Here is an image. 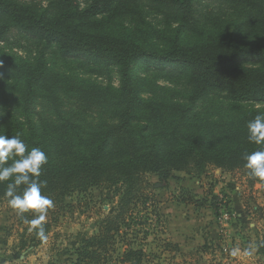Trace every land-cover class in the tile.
<instances>
[{"label":"rangeland","instance_id":"obj_1","mask_svg":"<svg viewBox=\"0 0 264 264\" xmlns=\"http://www.w3.org/2000/svg\"><path fill=\"white\" fill-rule=\"evenodd\" d=\"M17 1L36 10H53V0ZM80 1L84 6L88 0ZM202 4L201 21L195 29H182V42L228 35L250 18V12L244 6L222 5L215 0H203ZM145 11L148 29H154L148 34L137 28L143 25H138L135 18L124 16L110 23L103 22V17L98 16L88 29L138 41L147 37L148 41L165 47L166 38L179 23L170 22L163 14L147 7ZM7 38L1 42L0 48L12 58L33 60L40 56L43 45L18 28L11 25ZM47 51L46 75L34 87L30 103L38 131L55 134L58 141L65 143L62 149L51 146L52 152L47 155L50 164L74 162L83 149L89 151L95 137L108 130L122 142L126 140V144L133 145L135 140L132 136H138L145 123H149V128L144 131L149 140L167 150L181 147L186 136L194 132L205 134L215 144L255 145L248 141L247 124L258 113H264V101L234 103L226 93L216 90L199 95L198 84L190 71H170L167 75H159L154 65L139 61L131 70L133 88L139 100L131 110L138 119L128 127L116 130L115 126L122 122L123 113L128 109V98L121 90L118 68L108 66L101 69L86 57L64 58L54 49ZM21 74L18 72L0 78V109L22 108L29 75ZM140 101L141 105L137 107ZM160 111L162 113L158 115ZM145 180L140 199L130 211V227L126 226L129 232L124 242H131L134 246L140 244L152 252L147 257V264H240V261L264 264V256L255 254L259 244H264V183L252 178L246 168L230 171L209 165L204 172L178 171L168 179L150 173ZM233 191L240 203L237 208L232 204ZM147 194L150 196L146 201ZM219 196H225L237 214L241 211L232 223L231 235L226 242L220 236L217 243L211 241V244H203L184 253L172 247L164 249L167 241L175 242L169 235L167 223L172 211H168L167 203L177 204L179 216H184L185 220L188 211L199 210L200 215L201 209L207 207L212 209L213 218H217ZM50 198L54 207L49 209L44 221L45 241L37 238L35 230H29V221L34 216L21 219L9 206L8 199L0 202V264H60L59 261L67 258L64 249L76 246V235L79 232L95 234L101 220L115 213L122 197L114 188L92 186L86 192ZM188 205H191L190 209ZM222 245L229 246L228 252L222 250ZM116 246L122 249V242ZM238 249L241 254L251 255V262L243 260Z\"/></svg>","mask_w":264,"mask_h":264},{"label":"trees","instance_id":"obj_2","mask_svg":"<svg viewBox=\"0 0 264 264\" xmlns=\"http://www.w3.org/2000/svg\"><path fill=\"white\" fill-rule=\"evenodd\" d=\"M215 1L222 5L244 6L249 10L250 18L228 35L182 42V29H195L201 21L203 0H88L84 6L80 0H53L52 11L49 8L36 10L17 0H0V44L8 39L12 25L43 45L40 56L33 60L12 58L0 48V78L18 72L29 75L22 108L0 109V135L9 138L20 135L28 150L39 147L47 155L51 154L52 145L60 149L65 147L55 134L40 133L31 113L30 96L38 81L46 75L49 49L56 50L64 58L86 57L101 69L108 66L118 68L121 90L128 98V109L123 113L122 122L115 126L116 130L128 127L138 119L131 110L139 101L133 88L131 70L139 61L154 65L159 75H167L170 71H190L198 84L199 95L216 90L226 93L234 103L264 101V0ZM146 7L163 14L170 22L179 23L166 38L165 47L148 41L147 37L138 41L88 29L98 16L108 23L124 16L135 18L138 25H143L137 28L148 34L154 29H148ZM140 105L141 101L137 107ZM148 128L149 123H145L138 136H132L135 140L133 145L126 144V140L122 142L108 130L95 137L89 151L83 149L74 162L48 163L44 167L39 179L47 182L43 192L50 197L64 198L74 192H86L92 186L114 188L122 197L115 213L101 220L95 234L79 232L76 235V246L64 249L67 258L59 261L60 264H111V260L112 264H147V257L152 252L140 244L134 246L131 242H124L129 232L127 227H130V211L140 199L145 176L155 173L161 179H168L178 171L204 172L209 165L230 171L246 168L244 153L261 148L251 144H215L205 134L194 132L186 136L184 145L167 150L149 140L144 132ZM4 192L5 185L0 184V202L8 199ZM149 196L147 194L144 199L147 201ZM32 216L25 213L21 219ZM119 241L122 249H117ZM171 247L179 250L178 243L172 241H167L164 249ZM258 254L264 256L263 243L259 244Z\"/></svg>","mask_w":264,"mask_h":264},{"label":"clouds","instance_id":"obj_3","mask_svg":"<svg viewBox=\"0 0 264 264\" xmlns=\"http://www.w3.org/2000/svg\"><path fill=\"white\" fill-rule=\"evenodd\" d=\"M247 131L248 141L261 148L244 153L245 167L252 178L264 181V113H258L248 122ZM47 164L46 152L39 147L28 150L20 135L11 138L0 135V184L5 185L4 195L17 215L34 216L29 221V230H35L42 241L47 240L44 221L49 209L54 207L53 200L43 192L47 182L39 179Z\"/></svg>","mask_w":264,"mask_h":264},{"label":"crops","instance_id":"obj_4","mask_svg":"<svg viewBox=\"0 0 264 264\" xmlns=\"http://www.w3.org/2000/svg\"><path fill=\"white\" fill-rule=\"evenodd\" d=\"M221 184L225 185L226 183ZM233 195L232 204L234 208H237L240 204L238 198H236L238 196L235 195V191H233ZM167 206L169 207L168 211H172L168 217L169 221L167 223L170 230L169 235L172 237V240L175 241V243H178L181 253L191 251L192 249L203 244L205 246L207 244H211L212 242L217 243L220 241L221 226L217 218H213L214 216L211 215L213 211L210 209V207L201 209L203 212L200 215L199 210H194L193 212L192 210L188 211L189 215L186 216L185 220L183 219L184 216H179V210H177L175 207L177 204L171 202L167 203ZM188 208L190 209L191 205H188ZM238 211L240 210L238 209ZM238 213V215H240L241 211ZM237 252L242 255L241 258L243 260L251 262V255H247L245 253L241 254V250L239 249ZM257 253L258 252L255 254ZM240 264L244 263L240 261Z\"/></svg>","mask_w":264,"mask_h":264},{"label":"built area","instance_id":"obj_5","mask_svg":"<svg viewBox=\"0 0 264 264\" xmlns=\"http://www.w3.org/2000/svg\"><path fill=\"white\" fill-rule=\"evenodd\" d=\"M218 209L217 212V220L221 226L220 234L223 238V241L226 242L227 239L231 235V226L232 223L235 222L238 214L235 210H233L225 196H219L217 202ZM222 250L224 252H228L229 246L222 245Z\"/></svg>","mask_w":264,"mask_h":264}]
</instances>
